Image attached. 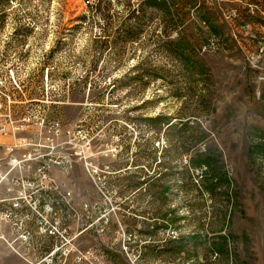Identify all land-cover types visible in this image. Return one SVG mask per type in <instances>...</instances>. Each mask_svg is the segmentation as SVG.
<instances>
[{
    "label": "rangeland",
    "instance_id": "obj_1",
    "mask_svg": "<svg viewBox=\"0 0 264 264\" xmlns=\"http://www.w3.org/2000/svg\"><path fill=\"white\" fill-rule=\"evenodd\" d=\"M97 3L0 6V120L25 139L0 145V264H264V0L187 2L168 54L164 11L120 52L129 6ZM158 114L189 120L215 195L186 152L161 178Z\"/></svg>",
    "mask_w": 264,
    "mask_h": 264
},
{
    "label": "trees",
    "instance_id": "obj_2",
    "mask_svg": "<svg viewBox=\"0 0 264 264\" xmlns=\"http://www.w3.org/2000/svg\"><path fill=\"white\" fill-rule=\"evenodd\" d=\"M103 1L104 0H98V3L96 5V9H98V11L100 10L101 13L103 12L101 10ZM126 2L127 5L129 6V13L126 15L127 18L123 21V27L125 26V29L124 28L121 29L122 33L119 34V36L114 41V43H117L115 47L117 48L120 45L119 48L121 49L120 50L121 52L122 48L125 47V43L139 38L142 31L148 26V24H150L153 21L154 17L158 14L157 10H160V11H164L160 21L163 22V30L166 36L165 40H167L166 44H164V46L166 45L165 46L166 49L164 47V51H166V53L168 54V52L170 51L173 52L174 51L173 48H175L177 45L176 44L175 46H173V44H175L174 41L171 40L173 34L169 32L178 26V21H181L182 13L179 12V7L180 6L182 7L183 5L187 4V2L189 4H193L195 0H139L136 6L131 1L126 0ZM14 4H15V0H0V6L8 5L10 7ZM109 4H111V2ZM108 6L106 7V9L109 8ZM198 8L199 7H197V10ZM104 12L102 14L105 15ZM2 24L3 21L0 20V28L2 27ZM118 53L119 52H117V54ZM139 65L140 64H137L136 66H134L133 69L140 67ZM143 75L144 74L142 73L141 75H138L137 77H133V78L137 80H142ZM148 76H149L148 82L149 81L151 82L152 80H156L157 78H162L159 73H153V74L151 73ZM131 82H133V79H131ZM147 118L150 122H153L152 125H154L155 127H157V124L160 123L158 126L159 128L160 126H162L164 130L169 129V131L170 130L175 131V136L168 138L167 140L166 150L164 154L165 157L164 161H160L159 163V166L163 167V169L165 168L164 172L161 173L162 176L161 178L168 177L173 173L172 169L170 168V159L173 158V155L180 152H186L190 154L189 164L191 166V169L190 166H187L185 169H183V171L181 172L182 182L185 184L186 187H188L189 184H192V186L194 187L195 183L197 182L200 188L202 189L205 188L207 191L209 190L211 192L214 191L216 192L218 189L217 185L220 183V179L216 177L213 180V182L208 180V176L210 175L209 171H212V169L214 168L211 165L210 157L199 159V156L197 155V157L194 158L193 153H191L196 148L198 141L193 136L191 137L186 136V133L190 125L189 120L180 121L181 123H175L176 121H174L172 117L163 114H158L156 116H150ZM155 150L156 149L154 148L153 153H155ZM199 153L200 152H197V154ZM168 163H169V167L168 169H166L167 168L166 165ZM199 168L202 169L203 175L201 178H203V180L196 181L192 170L196 171ZM161 178H157L154 175H152V181L154 182H156ZM187 180H190L189 181L190 183L186 184L185 182H188Z\"/></svg>",
    "mask_w": 264,
    "mask_h": 264
},
{
    "label": "built area",
    "instance_id": "obj_3",
    "mask_svg": "<svg viewBox=\"0 0 264 264\" xmlns=\"http://www.w3.org/2000/svg\"><path fill=\"white\" fill-rule=\"evenodd\" d=\"M8 135H10L8 121H2V120H0V137H5V136H8ZM24 142H25V139L24 138L16 137L14 142H12L10 144H5L4 145L5 146V149H6V152L9 155H13L14 151L18 147H20L21 145H23ZM11 160H12V162H11L12 163V167H15L17 165L16 163H17L18 159L15 158V157H13ZM9 173H10V170H8L6 172H3V170L0 169V180L2 181L5 177H7V175ZM16 184H20L19 180L16 181ZM8 189L9 190H12V188H8ZM21 198H22V192L19 191L18 192V195L14 198V200L11 203L12 204V207L14 209L22 206L21 202L19 201Z\"/></svg>",
    "mask_w": 264,
    "mask_h": 264
},
{
    "label": "crops",
    "instance_id": "obj_4",
    "mask_svg": "<svg viewBox=\"0 0 264 264\" xmlns=\"http://www.w3.org/2000/svg\"><path fill=\"white\" fill-rule=\"evenodd\" d=\"M14 142L10 137H0V145L10 144ZM14 253L19 254L18 251L13 250Z\"/></svg>",
    "mask_w": 264,
    "mask_h": 264
}]
</instances>
